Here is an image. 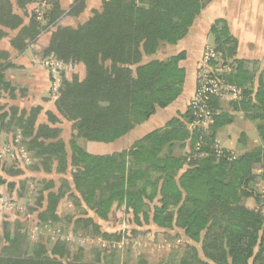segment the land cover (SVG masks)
Wrapping results in <instances>:
<instances>
[{
    "label": "trees",
    "instance_id": "1",
    "mask_svg": "<svg viewBox=\"0 0 264 264\" xmlns=\"http://www.w3.org/2000/svg\"><path fill=\"white\" fill-rule=\"evenodd\" d=\"M42 1L48 5L44 13L33 11L25 24L16 9L26 13ZM86 1L75 0L64 11L60 0H0V41L8 38L11 48L23 54L48 34L44 58L64 66L81 65L85 71L83 78L63 76L52 109L45 111L46 122H39L45 106L0 104V130L13 133L16 141L20 138L16 145L34 163L27 168L57 175L70 171L72 177L73 187L62 180L57 193L52 191L54 181H42L37 198L40 226L60 222L58 206L69 195L101 220H107L117 204L132 211L140 225L144 219L160 229L181 231L189 241L183 254L166 264H264V193L257 188L264 186V70L260 72L255 62L236 59L237 41L226 22L218 20L210 31L217 54L211 64L229 66L228 72L215 75L241 88L243 98L211 97L207 105L214 123L205 131H188L187 124L195 120L190 104L180 118L147 134L128 151L90 154L79 140L116 143L182 94L186 72L180 63L185 53L165 60L157 55L187 37L211 0H104L76 28L60 25L66 16L84 12ZM10 58L9 52L0 51V99L7 95L8 102L17 92L5 75L14 67ZM224 103L256 125L259 147L242 155L217 152L218 130L233 120L223 114ZM66 122L71 124L70 151L60 128ZM22 173L6 169L12 177ZM249 200L256 209L247 206ZM64 219L71 223V218ZM76 224L97 237H113L91 217ZM10 226L5 225L3 247L0 238V264H96L79 246L74 251L72 243L59 240L48 249L42 242L29 243L19 225L13 232ZM136 264L150 263L141 256Z\"/></svg>",
    "mask_w": 264,
    "mask_h": 264
},
{
    "label": "rangeland",
    "instance_id": "2",
    "mask_svg": "<svg viewBox=\"0 0 264 264\" xmlns=\"http://www.w3.org/2000/svg\"><path fill=\"white\" fill-rule=\"evenodd\" d=\"M90 2L91 1H86L88 6ZM47 7L48 5H46V2L42 1L35 4V7H31L28 12L25 13L24 11H21V13L25 22L28 24L33 11L42 15L44 13V8ZM89 9L90 8L86 9L87 13L89 12ZM90 15L88 16L90 17ZM40 19L41 21H44L42 17H40ZM86 20L87 19H85V17L82 20L64 18L60 22V25L76 28L80 24L78 22ZM46 38L47 36L42 37L39 43L31 47L34 51L32 52V59L30 61L32 66L36 67L37 71L39 69H44L46 71V75H48V82L44 81V85L42 84V87L44 88L43 91L45 93H42V95L49 96V98L53 97L55 100L57 98V90L61 85L63 76L71 79L72 76L76 74L83 78L85 71L81 65L75 66L70 64L65 66L61 65L58 71L53 72V70L56 69L54 64L57 65V62H55L52 58L45 59L43 55L46 48ZM0 44L6 45L8 42L4 41ZM209 45H214V39H210ZM0 48L3 47L0 46ZM203 55L204 52L198 63L197 73L200 69ZM15 61V65L18 68L12 70L14 71V75L10 77L11 70H7L5 75L6 78L8 76L13 82L20 85L27 69L22 67L23 65H21V62H18V59ZM24 67H26L25 64ZM18 89L19 96H21V90L20 88ZM7 100L9 101L8 96L6 95L0 99V104L3 106L7 105L9 107L11 103ZM20 101H17L18 105L16 106L24 108L30 107V104L34 103L35 100H23L21 103ZM42 101L48 105L50 104V101L53 100H46V102L44 100ZM45 108L46 106L44 109ZM45 111L46 109L39 117L40 123L47 121ZM8 120L9 118L7 121ZM60 128H62L63 131L62 138H64L68 143L67 147L70 151L69 141L71 138V124L67 122L63 123ZM191 128L192 125L187 124L188 131L192 133L193 131ZM15 138L13 133L0 130V178L4 183L0 184V238L2 247L6 245L3 237L6 229L5 225L10 224L11 226L9 231H15L17 225H19L21 234L25 235V239L29 243L36 244L42 242L48 249H50L59 240L62 242L72 243L74 251H76L75 248L78 246L83 248L85 257L87 256L86 259L94 261L96 264H136L141 256H145L150 264H166L171 259L178 258L183 254L184 243L188 242L189 239H187L181 231L178 229H160L153 223L145 224L144 219H141L142 225H140L134 219L132 211L127 210L124 206H118L117 204L114 206L108 219L101 220L94 212L90 211L86 205H77L68 195L61 200L58 206L57 214L60 216V222L51 225L50 227L44 228L40 226L38 215L42 209H39V206L37 205V198L42 181L44 179L54 181L55 186L52 191L57 193L62 187V180L67 181V183L73 187L72 177L70 171L66 175H57L55 173L46 174L44 172L29 170L27 166H33L34 163L28 158V155L25 153L23 148L17 146L21 143L19 136L17 137L19 138L18 141H16ZM131 141L132 140L129 142L123 141L121 145H117L116 147L110 146L111 144L91 143L85 140H79L78 142L79 145L90 154L107 155L128 151L133 146L132 145L130 148H126L128 143L130 144ZM218 147L221 150L224 149L220 143H218ZM197 148H199V143L196 145V151L200 152ZM186 151L189 152L190 148H186ZM236 155H238V153H236ZM6 169L21 170L23 173L20 176L12 177L6 174ZM185 170L186 168H184V171ZM10 183L15 184L13 189L9 187ZM257 188L259 191L264 193V186H258ZM253 202H251L248 207L256 209L257 206L255 202L254 204ZM252 204L254 205L253 207L251 206ZM65 217L71 218L70 224L65 221ZM90 217L93 218L100 226L103 233L110 236L112 235L113 237L108 239L103 236L97 237L94 233L80 230L76 221L80 218ZM192 244L195 243L192 242Z\"/></svg>",
    "mask_w": 264,
    "mask_h": 264
},
{
    "label": "crops",
    "instance_id": "3",
    "mask_svg": "<svg viewBox=\"0 0 264 264\" xmlns=\"http://www.w3.org/2000/svg\"><path fill=\"white\" fill-rule=\"evenodd\" d=\"M74 1L75 0H60L62 9L68 11ZM88 1H91L89 6L88 3H86L84 12L79 16H66L65 18L82 20L85 17V19H88V15L91 14L92 10L99 9L104 0H87V2ZM31 7H35V4L30 5L27 12ZM87 8H90L88 13L86 12ZM16 12L22 16L20 10L16 9ZM218 20L226 22L230 35L237 41L236 59L255 62L260 68V72L264 70V0H211L194 22L187 37L177 45L165 47L157 55L159 60H165L172 56L185 53V58L180 63V66L184 68L186 72L182 94L169 107L166 109H158L150 120L110 146L116 147L117 145H121L123 141L129 142L132 140L126 147L130 148L137 140H140L151 132L165 127L171 120L180 118L181 115L188 111L196 89L198 63L202 57L205 46L209 45L211 38L214 39L210 31L212 25ZM82 22L78 23L81 24ZM25 24H27V22H25ZM44 36H47L45 42L47 46L49 35H42L40 39ZM40 39L37 43L41 41ZM4 41H7L8 44H0V46L3 47L0 48V51H7L11 54L10 60L14 66L9 69L11 70L10 77L14 75V71L12 70L18 68L15 65V60L17 59L19 60L18 62H21V65H23L22 67L27 69L20 85L13 82L7 76V80L17 88L16 97L13 99L14 101H10L11 105H18L17 101L20 100H35L34 103L30 104V107L24 108L30 109L31 107L42 105V107L46 106V111L51 110L52 101H50L48 105L42 101L54 100L53 97L49 98V96L42 95V93L45 94L42 86L44 85V81L48 82V75H46L44 69H39L37 71L36 67L32 66L30 60L32 59L33 48L30 47L23 54H18L11 48L9 39H4L0 41V43ZM24 64L26 67H24ZM18 88H20L21 91L24 90L25 93L19 96ZM22 101H20V103ZM222 109L223 114L227 113L233 117L232 122L221 127L217 133V141L225 150L242 155L261 145V140L254 123L245 119L243 113L235 111L228 103H224ZM251 202L253 201H248L247 206L250 205ZM253 204L251 205L252 207L254 206Z\"/></svg>",
    "mask_w": 264,
    "mask_h": 264
},
{
    "label": "built area",
    "instance_id": "4",
    "mask_svg": "<svg viewBox=\"0 0 264 264\" xmlns=\"http://www.w3.org/2000/svg\"><path fill=\"white\" fill-rule=\"evenodd\" d=\"M45 2V1H44ZM217 59L214 46L207 45L204 50L202 63L197 73V85L193 95L191 106L195 120L190 123L192 131H205L214 123V114L208 108V101L211 97L221 98L227 101H239L243 98V90L234 85L227 84L224 80L216 77V73H226L229 71V66L218 64L212 66V62ZM56 62V61H55ZM62 64L57 62L56 69L58 71ZM63 66V65H62ZM202 140V139H201ZM201 142H199V151L201 150ZM217 152L222 154L219 147Z\"/></svg>",
    "mask_w": 264,
    "mask_h": 264
}]
</instances>
